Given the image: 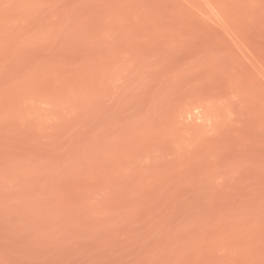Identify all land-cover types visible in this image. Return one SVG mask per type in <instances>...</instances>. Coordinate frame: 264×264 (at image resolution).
Wrapping results in <instances>:
<instances>
[{"label": "rangeland", "instance_id": "obj_1", "mask_svg": "<svg viewBox=\"0 0 264 264\" xmlns=\"http://www.w3.org/2000/svg\"><path fill=\"white\" fill-rule=\"evenodd\" d=\"M0 264H264V0H0Z\"/></svg>", "mask_w": 264, "mask_h": 264}]
</instances>
